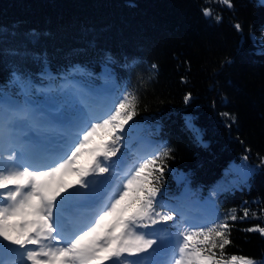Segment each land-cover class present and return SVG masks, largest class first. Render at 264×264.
<instances>
[{"label": "trees", "instance_id": "trees-1", "mask_svg": "<svg viewBox=\"0 0 264 264\" xmlns=\"http://www.w3.org/2000/svg\"><path fill=\"white\" fill-rule=\"evenodd\" d=\"M231 4L0 0V101L52 96L71 110L61 80L73 77L90 87L115 83L108 108L135 94L136 114L123 133L129 144L113 158L144 146V159L159 157L150 168H163L154 182L177 222L184 226L181 214L205 227L226 222L230 244L222 258L264 264V235L248 231L264 227V0ZM95 136L109 139L104 129Z\"/></svg>", "mask_w": 264, "mask_h": 264}, {"label": "snow or ice", "instance_id": "snow-or-ice-1", "mask_svg": "<svg viewBox=\"0 0 264 264\" xmlns=\"http://www.w3.org/2000/svg\"><path fill=\"white\" fill-rule=\"evenodd\" d=\"M217 2L232 7L231 0ZM203 11L206 16L211 14L210 9ZM190 98L189 93L185 102ZM138 99L128 93L106 117L76 113L69 120V140L48 158L25 155L23 145L14 146L0 138V153L8 152L6 157L0 156V257L15 254L21 258L20 264H256L245 256L232 255L230 261L222 258V250L230 244L226 222L182 226L176 209L166 210L161 188L155 183L164 170L160 168L156 174L150 168L159 157L144 159L124 178L113 174L118 161L112 158L124 147L125 125L135 116ZM9 110L24 119L26 115L21 114L28 109L27 105H14ZM14 123L10 118L6 126L11 129ZM186 124L195 127L191 121ZM98 129L108 131L111 143L92 149L86 166L74 167ZM69 172L79 177L75 185L64 183L63 176ZM169 222H173L174 233ZM248 231L264 235V227ZM218 248L221 258L213 251ZM162 251L168 260L151 259ZM0 264L6 262L0 258Z\"/></svg>", "mask_w": 264, "mask_h": 264}, {"label": "rangeland", "instance_id": "rangeland-1", "mask_svg": "<svg viewBox=\"0 0 264 264\" xmlns=\"http://www.w3.org/2000/svg\"><path fill=\"white\" fill-rule=\"evenodd\" d=\"M61 81H64L61 84L62 88H64V91L69 96V98L71 97L73 99V101H71L68 98H65L63 96L62 101L65 104H67L71 110H66L64 108L58 107L57 102L55 101L54 97L50 96L49 98L39 97L37 99H41V100H38V101H35L34 99L31 98V99H29V101H25L23 104H20V105H27L28 110H27L26 114H21V115H26V118H24V119L16 117L7 107L3 111V113L5 112V115L2 117V121L7 123V121L11 118V119H14V121H16L19 124L20 128L16 131H13V132L17 135L18 139L22 140L23 139V138H21L22 135H23L22 137H24L26 139V143L23 142L24 144H20V145H23V147L26 150H35L38 147L37 152H40L41 150L44 151V148L46 146L45 143H48V141L43 142V145L41 143H39L42 146H40L38 144H34L33 149L30 148V147H32L31 146L32 143H30V141L28 139H30L33 135L39 134L42 137H44V134L46 132L47 134L53 133L55 136H58V137L63 135L65 138H67V135L71 134V132H72L70 123H68L63 128H59L55 124V122L50 120L49 117L44 116L41 113H35V115H33L32 110H34L35 105L38 102H40L38 109H40L42 112L47 111V110H52V111H56L60 114H65L68 111H71L75 115L76 113H78L80 111H84V112L89 113L94 118L106 117V115L110 112V110H112L111 107L108 108V107H104L105 105H103V104L110 105V102L108 99H107V101L100 103V101L98 100L97 90L95 91L94 87H89L90 92H91V96H89V98H87V96H85L86 95L85 94L86 91L84 88L85 85L83 83H81V81L78 78L74 77V78L69 79V80L67 78H64ZM8 100H9V97H6L3 100V102L1 101L2 107L4 106V104L6 106H9V103H6V101H8ZM14 102H16V101H14ZM74 102H76V104L82 105L83 109L79 105H75ZM10 106H13V104H10ZM113 108H114V106H113ZM36 109H37V107H36ZM37 119H40V121H37ZM93 122H96L95 119L93 120ZM13 125H15V123ZM97 132H98V130H97ZM96 133H94V135L90 138V141L85 145V148L82 151V154L78 155V157L76 158V162L74 164V167L79 168V167L86 166L92 158V156H91V150L92 149L100 147L105 143H110V140H105L103 143H100L99 140L97 139V137L95 136ZM0 138H3L5 141L9 142L8 141L9 137H7L6 133L1 131V130H0ZM25 139H23V140H25ZM46 139H48V138L46 137ZM122 143L129 144L126 142L124 135H123ZM35 146H37V147H35ZM128 148L131 151V152H129V153H131L130 156L128 155L127 157L122 158V159L112 158V160L118 161V165L114 168L113 174L115 176H119L121 178H124L125 173H128L134 165L138 164L137 161H139V159H137L135 157V155H133L132 146L129 145ZM44 152L49 154L51 152L50 148L45 149ZM144 153L146 154V152H144ZM7 155H8L7 151L0 153V156L6 157ZM20 155L21 154L18 152V157ZM34 155L36 157H38V156L40 157L41 154L36 153ZM35 156L33 158H35ZM147 156L148 155L146 154L145 157H147ZM4 162L7 163V161H4ZM78 178L79 177L75 172H69L63 176V180H64V183L66 185H75V182ZM96 178L100 179L101 177L97 176ZM71 190L72 189H69V191H71ZM180 216L184 219V223H183L184 226H195V225L205 224L204 220L198 221L196 219V215H183V214H181ZM157 228H159V227H157ZM163 252L164 251H162V253ZM145 255H147V254H145ZM164 255H166V254H164ZM0 258H2L6 262V264H20V261H21V258L15 254H4ZM130 259H136V258L132 257ZM151 259L152 260H160L161 254L155 255ZM168 259H169V257L166 258V260H168ZM161 260H164V259H161ZM256 263H257V261H256Z\"/></svg>", "mask_w": 264, "mask_h": 264}, {"label": "bare ground", "instance_id": "bare-ground-1", "mask_svg": "<svg viewBox=\"0 0 264 264\" xmlns=\"http://www.w3.org/2000/svg\"><path fill=\"white\" fill-rule=\"evenodd\" d=\"M41 143V142H40ZM20 144H24L23 142H20ZM42 145H43V142L41 143ZM46 145H47V143H45ZM59 144V141H56L55 142V145H58ZM38 145H40V144H38ZM42 145H40V146H42ZM35 147H37V146H35ZM52 147V145L49 147V148H51ZM38 148V147H37ZM37 148L35 149V150H26L25 148H24V154L25 155H29V156H35V155H33L34 154V152L35 151H38L37 150ZM49 148H47V149H49ZM84 217L82 216L81 217V219H83Z\"/></svg>", "mask_w": 264, "mask_h": 264}]
</instances>
